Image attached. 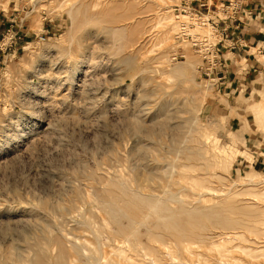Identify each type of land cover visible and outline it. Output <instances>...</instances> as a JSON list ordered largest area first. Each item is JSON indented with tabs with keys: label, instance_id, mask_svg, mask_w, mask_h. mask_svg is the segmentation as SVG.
Instances as JSON below:
<instances>
[{
	"label": "rangeland",
	"instance_id": "1",
	"mask_svg": "<svg viewBox=\"0 0 264 264\" xmlns=\"http://www.w3.org/2000/svg\"><path fill=\"white\" fill-rule=\"evenodd\" d=\"M183 1L0 0V264H264V51L224 89Z\"/></svg>",
	"mask_w": 264,
	"mask_h": 264
},
{
	"label": "crops",
	"instance_id": "2",
	"mask_svg": "<svg viewBox=\"0 0 264 264\" xmlns=\"http://www.w3.org/2000/svg\"><path fill=\"white\" fill-rule=\"evenodd\" d=\"M221 2H232L240 8L237 19L219 23L217 26V30L222 31L220 42L223 44L221 45L229 72L227 86L224 89L229 90L234 85L237 88L245 86L244 81L247 75L260 73L258 71L260 66L253 65L252 62L259 63L255 58V52L264 51V0H212V5L215 6ZM240 61H246L245 67L241 68L240 65L238 68ZM234 91L231 90V93ZM241 165L249 171L262 172L264 159L257 156L250 165L246 160H242Z\"/></svg>",
	"mask_w": 264,
	"mask_h": 264
},
{
	"label": "built area",
	"instance_id": "3",
	"mask_svg": "<svg viewBox=\"0 0 264 264\" xmlns=\"http://www.w3.org/2000/svg\"><path fill=\"white\" fill-rule=\"evenodd\" d=\"M210 0H185L183 3H181L178 7H175L173 11L186 14V12H189L190 15L194 16L195 18L199 19L201 16L206 15L209 16L210 14H214V12L210 11ZM220 10L223 15H225V18H219L216 17L218 20L216 23H214L212 20L207 19V22L215 29H217V26L220 21L227 20L232 16L234 13H236L238 7L235 3L228 2V3H221L219 5ZM217 11V9H216ZM230 13V15H228ZM195 26H193L194 28ZM220 33V32H219ZM184 29L181 30L180 37L178 39L183 40L187 39L190 40L191 47L194 49V52L198 54L199 56H202L203 59L206 62L207 67L203 69L200 68L203 72H208L206 75H209L213 72L216 65L220 68L226 71L227 66L226 64H222V61L219 60V50L216 49V44L209 43V41L205 39H196L192 38L191 36H184ZM222 34L220 33V36ZM212 57V60H209V58ZM214 60H216L214 62Z\"/></svg>",
	"mask_w": 264,
	"mask_h": 264
},
{
	"label": "bare ground",
	"instance_id": "4",
	"mask_svg": "<svg viewBox=\"0 0 264 264\" xmlns=\"http://www.w3.org/2000/svg\"><path fill=\"white\" fill-rule=\"evenodd\" d=\"M186 15H189V17H190V22H189V24H186V23H182L181 25H179V29H178V32H177V35H176V39H178L179 37H180V33H181V30L182 29H184V36H186V35H188V36H191L192 38H196V39H205V40H207V41H209V43H212L211 41H210V39L208 38V37H204V36H200V35H197V34H194V35H192V34H190L189 32L190 31H192V32H194V31H196V30H198V28L201 26H204L205 25V23H208L207 22V17L208 16H206V15H203V16H201L199 19H196L194 16H192V15H190L189 14V12H186ZM176 18H178V17H176ZM209 24V23H208ZM170 25V24H169ZM166 26H167V24H166ZM193 26H195L194 28H193ZM163 27H165V25L163 26ZM172 30V29H171ZM162 42H167V40H166V38H163L162 40H161ZM189 44H190V42H189ZM213 44V43H212ZM154 169V168H153ZM182 173V172H181ZM187 173V172H186ZM187 176V175H186ZM184 177V176H183ZM188 178V177H187ZM208 179V178H207ZM205 180V179H204ZM188 182V181H187ZM194 182V181H193ZM191 184V183H190ZM188 186V185H187ZM190 186V185H189ZM199 186H200V184H199ZM200 189V188H199ZM203 189V188H202ZM224 235V234H223ZM237 235H238V233H237ZM230 236V235H229ZM234 236V235H233ZM227 237V236H226ZM229 238H231V237H229ZM235 238V237H234ZM224 239V238H223ZM221 240V239H220ZM233 240V239H232ZM235 240V239H234ZM231 241V240H230ZM229 241V242H230ZM220 242V241H219ZM234 241H232V243H233ZM223 243H224V241H223ZM214 244V243H213ZM217 244V243H216ZM231 244V243H230ZM189 245V244H188ZM227 245V244H226ZM186 246V245H185ZM239 246V245H238ZM241 246V245H240ZM217 247V246H216ZM232 247V246H231ZM192 248H194L193 246H192ZM230 248V247H229ZM258 248V247H257ZM220 249H221V247H220ZM224 250V249H223ZM230 251V250H229ZM198 252V251H197ZM215 252V251H214ZM218 252V251H217ZM200 254V253H199ZM212 254V253H211ZM230 254V253H229ZM239 254H241V253H239ZM202 255V254H201ZM205 255V254H204ZM213 255V254H212ZM226 255V254H225ZM214 256V255H213ZM233 256V255H232ZM231 256V257H232ZM205 257V256H204ZM209 257V256H208ZM217 257V256H216ZM189 258V257H188ZM187 258V259H188ZM203 258V257H202ZM210 258V257H209ZM214 258V257H213ZM235 258V257H234ZM237 258V257H236ZM235 258V259H236ZM192 259V258H191ZM198 259V258H197ZM229 259V258H228ZM190 260V259H189ZM211 260V259H210ZM216 260V259H215ZM232 261V260H231ZM242 261V260H241ZM188 262V261H187ZM215 262V261H214ZM218 262V261H217ZM228 263V262H227ZM238 263V262H237ZM190 264V263H189ZM192 264V263H191ZM209 264H211V263H209ZM215 264V263H214ZM218 264V263H217ZM221 264V263H220Z\"/></svg>",
	"mask_w": 264,
	"mask_h": 264
}]
</instances>
